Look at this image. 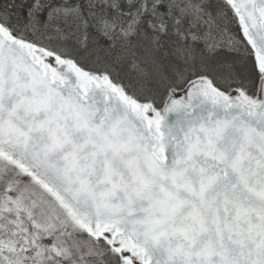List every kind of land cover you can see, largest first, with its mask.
I'll list each match as a JSON object with an SVG mask.
<instances>
[{
  "label": "snow or ice",
  "instance_id": "obj_1",
  "mask_svg": "<svg viewBox=\"0 0 264 264\" xmlns=\"http://www.w3.org/2000/svg\"><path fill=\"white\" fill-rule=\"evenodd\" d=\"M0 264H264V0H0Z\"/></svg>",
  "mask_w": 264,
  "mask_h": 264
}]
</instances>
